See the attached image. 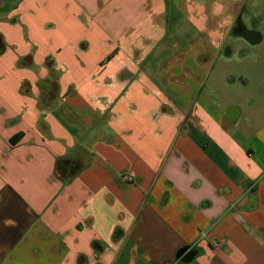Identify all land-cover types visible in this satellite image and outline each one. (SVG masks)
Segmentation results:
<instances>
[{
    "label": "crops",
    "instance_id": "crops-1",
    "mask_svg": "<svg viewBox=\"0 0 264 264\" xmlns=\"http://www.w3.org/2000/svg\"><path fill=\"white\" fill-rule=\"evenodd\" d=\"M171 1L0 0V264H264V32Z\"/></svg>",
    "mask_w": 264,
    "mask_h": 264
},
{
    "label": "rangeland",
    "instance_id": "rangeland-1",
    "mask_svg": "<svg viewBox=\"0 0 264 264\" xmlns=\"http://www.w3.org/2000/svg\"><path fill=\"white\" fill-rule=\"evenodd\" d=\"M184 1V0H182ZM173 4V0L171 1V6ZM253 18L256 19L258 22H260V24L258 25V29L259 31H263L264 32V0H247L246 2V12L244 14L243 17V21L248 24L250 23L251 19ZM178 19L177 17H174V20L176 21ZM264 58V54L263 56H260ZM253 74L255 75V77H261L264 76L263 72H261L260 70H253L252 71ZM259 75V76H258ZM260 83L256 82L253 86V89L258 90L260 89Z\"/></svg>",
    "mask_w": 264,
    "mask_h": 264
},
{
    "label": "flooded vegetation",
    "instance_id": "flooded-vegetation-1",
    "mask_svg": "<svg viewBox=\"0 0 264 264\" xmlns=\"http://www.w3.org/2000/svg\"><path fill=\"white\" fill-rule=\"evenodd\" d=\"M242 10H243L242 13H237L238 19L236 21V27L242 28L243 24H244V25H246L245 27L249 28L250 30H257L260 22H258L256 19H254V21H253V18H252L250 23H248V24H246L243 21L244 14L246 12V4L243 6Z\"/></svg>",
    "mask_w": 264,
    "mask_h": 264
},
{
    "label": "water",
    "instance_id": "water-1",
    "mask_svg": "<svg viewBox=\"0 0 264 264\" xmlns=\"http://www.w3.org/2000/svg\"><path fill=\"white\" fill-rule=\"evenodd\" d=\"M195 256V252L190 249V247H184L182 248L177 255L178 259H181L183 262H189L191 261Z\"/></svg>",
    "mask_w": 264,
    "mask_h": 264
},
{
    "label": "trees",
    "instance_id": "trees-1",
    "mask_svg": "<svg viewBox=\"0 0 264 264\" xmlns=\"http://www.w3.org/2000/svg\"><path fill=\"white\" fill-rule=\"evenodd\" d=\"M66 163H67V162H59V163L57 164V169L61 170V171L64 173V172H65V169L67 170V168H66V166H65Z\"/></svg>",
    "mask_w": 264,
    "mask_h": 264
},
{
    "label": "built area",
    "instance_id": "built-area-1",
    "mask_svg": "<svg viewBox=\"0 0 264 264\" xmlns=\"http://www.w3.org/2000/svg\"><path fill=\"white\" fill-rule=\"evenodd\" d=\"M213 247H215V248L218 247V244L217 243H214L213 244Z\"/></svg>",
    "mask_w": 264,
    "mask_h": 264
}]
</instances>
